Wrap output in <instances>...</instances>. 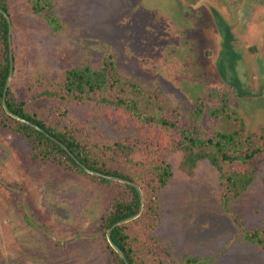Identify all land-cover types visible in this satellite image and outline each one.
<instances>
[{"label": "rangeland", "instance_id": "obj_1", "mask_svg": "<svg viewBox=\"0 0 264 264\" xmlns=\"http://www.w3.org/2000/svg\"><path fill=\"white\" fill-rule=\"evenodd\" d=\"M9 9L16 97H28L31 77L111 62L118 77L150 91L156 112L195 136L239 130L241 155L264 146V0H9ZM31 108L145 185L147 207L144 196L140 215L123 224L135 247H155L156 263L165 254L168 264H264V149L225 165L252 179L224 200L207 158L183 165L178 131L95 100L38 97ZM115 141L124 146L106 148ZM161 162L171 171L164 185L151 169ZM122 193L38 155L0 123V264H115L102 218ZM255 231L261 242L246 238Z\"/></svg>", "mask_w": 264, "mask_h": 264}, {"label": "trees", "instance_id": "obj_2", "mask_svg": "<svg viewBox=\"0 0 264 264\" xmlns=\"http://www.w3.org/2000/svg\"><path fill=\"white\" fill-rule=\"evenodd\" d=\"M0 6L10 15L9 0H0ZM33 9L35 12L41 11L38 1L34 2ZM13 59H15L14 55ZM9 68L8 22L5 16L0 13V123L4 127L29 139L40 156H48L61 162H66L68 166L83 173L90 174L83 167L86 166L103 174L119 176L136 182L144 190L145 208L148 204V197L144 184L135 176L129 174L128 170L108 166L103 160L102 148L94 147L96 145L93 142L90 144L88 142L85 143L77 134L69 131L67 127L57 126L48 121L39 111L32 109L31 105H33L34 100L38 97L54 99L59 102L95 100L122 108L141 121L156 123L174 132L178 131L182 137L181 142L186 145L183 165L189 168L196 163L197 159L207 158L220 172L224 191L226 190L224 200L240 195L248 187L252 179V174H249L247 170H232L231 167H225V165L230 162L245 161L247 158H253L264 149V146H248L243 152L245 154L241 155L239 146H241L243 140L239 130L230 133L216 132L213 136L203 138L195 136L194 131L189 127L182 124L179 125L178 121L168 119L156 112L154 105L157 101L150 91L148 92L144 87L118 77L112 71L113 65L111 62H106L97 69L84 64L69 67L55 76L31 77L26 83L28 95L26 98L16 97L9 87L6 93V103L9 109L24 119L37 124L41 128L38 129L28 122L9 115L3 107V91ZM119 93L123 94L119 95ZM63 145L68 149H65ZM123 146L120 141H115L106 148H112V151H117ZM151 169L156 172L159 183L164 185L171 174L170 166L161 162ZM92 176L105 183L113 182L119 185L123 191L122 197H119L114 202L113 207L102 218V227L107 235V230L112 224L138 212L140 207L139 192L130 183L119 182L94 174ZM144 214L145 210L142 215ZM125 227V224L114 227L111 231V238L124 252L129 264H168L165 254L159 257L158 263L155 262L156 258L152 253L156 252L155 247H153L155 243L151 244L153 249L144 245L135 247V236L127 233ZM245 236L258 242L262 241L257 231L246 232ZM108 246L114 254L115 264H127L110 242ZM196 262V258L186 257L185 264Z\"/></svg>", "mask_w": 264, "mask_h": 264}, {"label": "water", "instance_id": "obj_3", "mask_svg": "<svg viewBox=\"0 0 264 264\" xmlns=\"http://www.w3.org/2000/svg\"><path fill=\"white\" fill-rule=\"evenodd\" d=\"M0 13H2L5 18L7 19V22H8V43H9V58H10V68H9V74H8V77H7V80H6V83H5V87H4V91H3V98H2V102H3V107L5 109V111L13 116L14 118L16 119H19L21 121H25V122H28L29 124L33 125L35 128H38V129H41L37 124H34L26 119H24L23 117L19 116L18 114L12 112L9 107L7 106V103H6V93H7V90L9 88V83H10V80H11V77H12V74H13V71H14V62H13V48H12V21H11V17L10 15L8 14V12H6L1 6H0ZM65 149H68L65 145H63ZM71 153V152H70ZM84 169L91 173V174H94V175H99V176H103L105 178H109V179H113V180H118V181H121V182H127V183H130L132 184L133 186L136 187V189L138 190L139 192V196H140V207H139V210L137 213L129 216V217H126L124 219H121L117 222H115L114 224L111 225V227L107 230V238L110 242V244L112 245V247L120 254V256L128 263L127 259H126V256L124 254V252L114 243V241L112 240L111 238V231L114 227L120 225V224H123L131 219H134L136 218L137 216L140 215V213L142 212L143 210V207H144V195H143V191H142V188L140 187V185H138L136 182H132V181H129L125 178H122V177H119V176H114V175H107V174H103L99 171H96V170H93V169H90L86 166H83Z\"/></svg>", "mask_w": 264, "mask_h": 264}]
</instances>
